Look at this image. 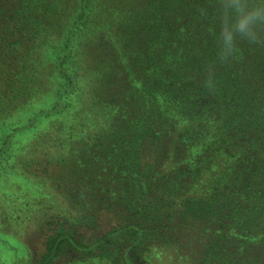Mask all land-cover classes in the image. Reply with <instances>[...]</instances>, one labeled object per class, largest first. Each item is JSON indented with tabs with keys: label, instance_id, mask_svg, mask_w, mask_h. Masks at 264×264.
Segmentation results:
<instances>
[{
	"label": "trees",
	"instance_id": "16d2710c",
	"mask_svg": "<svg viewBox=\"0 0 264 264\" xmlns=\"http://www.w3.org/2000/svg\"><path fill=\"white\" fill-rule=\"evenodd\" d=\"M104 1L113 8L125 77L108 104L111 113L104 111L106 119L114 112L116 130L101 145L136 150L138 175L153 172L144 191L154 198L144 211H133L125 198L133 205L125 210L127 222L93 240L56 223L37 263L52 264L71 251L89 255L73 264H264V0ZM37 3L0 0V163H10L6 174L16 165L12 147L22 135L31 139L42 124L72 112L75 100L83 102L79 59L59 67L73 57L77 35L71 26L70 34L61 32L57 44L64 51L50 56L58 46L50 31L55 12L43 20L32 16ZM86 9L90 22L96 7ZM253 11L260 18L241 32L240 22ZM226 35L232 37L227 49ZM23 51L33 59V76L14 74L8 65ZM59 72L67 86L42 98V80L51 84ZM93 242L102 253H93ZM185 244H194L190 253L180 251Z\"/></svg>",
	"mask_w": 264,
	"mask_h": 264
},
{
	"label": "rangeland",
	"instance_id": "374dc122",
	"mask_svg": "<svg viewBox=\"0 0 264 264\" xmlns=\"http://www.w3.org/2000/svg\"><path fill=\"white\" fill-rule=\"evenodd\" d=\"M41 1L37 0L32 16H41L43 20V16L55 12L52 18L55 27L50 30L54 32L51 37L55 45L64 32L69 30L70 34V26L71 33L77 35L73 57L59 61L63 64L59 67H73L79 59L77 89L82 92L83 102L79 104L75 100L70 109L72 112L66 111L42 124L38 127L40 134L35 131L31 139L22 135L17 140L19 144L12 147L16 151L13 160L16 165L11 166L7 174L5 169L10 163L6 167L0 163V264H38L44 252L45 236L54 232L58 227L56 223H63L75 236L93 240L114 224H125L126 208L134 205L133 211H144L154 198L144 191L151 188L148 183L153 172L139 176L135 168L139 160L135 142L131 146L135 153H126V145L120 141L118 147L101 145L104 143L101 138L116 130L118 123L112 116L114 112L106 119L104 111L111 113L108 104L115 98L116 89L125 77L120 68L123 63L121 46L113 37L115 25L109 12L113 8L104 0ZM91 3L96 7V14L88 22L86 7ZM55 8H60V13ZM82 8L85 16L81 13ZM44 9H47V15L42 13ZM86 20L88 23L82 25ZM61 51L64 48L60 44L54 46L50 56L61 55ZM22 54L19 53L17 58L19 62L8 63L13 66L10 69H15L14 74L35 75L30 68L33 59L29 52ZM104 60V65L110 68L107 75L101 72L100 61L103 64ZM89 68L95 70L94 76H88ZM54 79L51 84L42 80L45 82L39 94L42 98L43 95L53 96V90L59 92L69 82L63 72L56 74ZM97 82L101 84L95 87ZM22 92L23 97L25 90ZM96 145V149H90ZM125 198L132 200L133 205L127 206ZM123 205L125 208L121 207ZM193 245L185 244L180 251L190 253ZM93 250V253H102L100 243L93 242ZM88 256L70 251L52 264H73Z\"/></svg>",
	"mask_w": 264,
	"mask_h": 264
},
{
	"label": "clouds",
	"instance_id": "9594fccd",
	"mask_svg": "<svg viewBox=\"0 0 264 264\" xmlns=\"http://www.w3.org/2000/svg\"><path fill=\"white\" fill-rule=\"evenodd\" d=\"M258 18H260V12L259 11L251 12L247 18H245L244 20H242L240 22L239 30L241 32H247V30L250 28V21H253V20L258 19ZM231 40H232L231 35L225 36V47H226V49L231 47Z\"/></svg>",
	"mask_w": 264,
	"mask_h": 264
}]
</instances>
